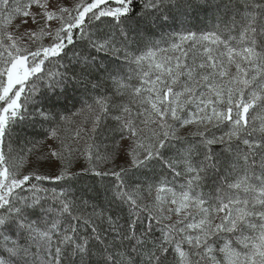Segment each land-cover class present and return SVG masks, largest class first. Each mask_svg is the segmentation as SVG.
<instances>
[{
  "label": "snow or ice",
  "instance_id": "snow-or-ice-1",
  "mask_svg": "<svg viewBox=\"0 0 264 264\" xmlns=\"http://www.w3.org/2000/svg\"><path fill=\"white\" fill-rule=\"evenodd\" d=\"M250 110L264 0H0V264H264Z\"/></svg>",
  "mask_w": 264,
  "mask_h": 264
},
{
  "label": "trees",
  "instance_id": "trees-1",
  "mask_svg": "<svg viewBox=\"0 0 264 264\" xmlns=\"http://www.w3.org/2000/svg\"><path fill=\"white\" fill-rule=\"evenodd\" d=\"M17 131L20 132L21 137L28 136L31 139L35 136V134L31 128L26 129L24 131H21L18 129ZM36 138H40V137H36ZM49 143H51V141H49ZM20 146L21 145L19 144V142L15 145L17 151L19 150ZM5 151H7V144H5ZM23 172L25 174L27 173L26 171H23ZM43 183L46 187H55V186H57V184H62L63 182L44 181ZM93 184H94V181L92 179H90L88 176H85L77 185V188L82 190V191L77 192V195H83L84 199H87L90 202V204L97 205L98 209H103L105 211H112L114 214L115 209H109V206L107 205V203H106V201L102 195H97L95 192L89 190ZM86 211L91 212L92 211L91 207ZM90 231H91L90 228L85 229V228L81 227V232L90 233Z\"/></svg>",
  "mask_w": 264,
  "mask_h": 264
},
{
  "label": "rangeland",
  "instance_id": "rangeland-1",
  "mask_svg": "<svg viewBox=\"0 0 264 264\" xmlns=\"http://www.w3.org/2000/svg\"><path fill=\"white\" fill-rule=\"evenodd\" d=\"M64 2L65 3H67V4H69V5H71V4H74V3H76L77 2V0H64ZM205 24H208V22L207 21H205ZM205 25L204 24H199L198 26H197V28L196 29H194V30H198L199 28H202V27H204ZM177 29L176 28H169V29H167V31H169V32H171V31H176ZM165 39H167V37H164ZM153 39H155V40H160L161 39V34L158 32L154 37H153ZM45 43H47V41H45ZM163 46H165V45H163V44H161V47H163ZM249 115L250 116H252V115H264V113H261L259 110H257V111H255V112H253L252 110H250V113H249ZM257 122V124H259V120H257L256 121ZM188 129L189 130H195V126H188ZM212 131H214L217 135H220L221 134V132L222 131H226V129H222V130H220V131H218V130H216V129H212ZM185 132V129H181V133L183 134ZM32 159H35V157L33 156V157H31ZM80 163H83V161H80ZM30 169L26 166L22 171H26V172H28ZM55 171V169L54 168H49L47 165H44L43 167H41L40 168V172L41 173H46V172H54ZM152 172H148L146 175H142V176H140L139 178L142 180V181H149V182H153L152 181ZM164 175V173L163 172H161L160 171V169H157L156 170V177H157V179L158 178H160V177H162ZM169 179H172V177L171 176H169L168 177ZM205 191H207V189H205ZM90 208V207H89ZM88 208V209H89ZM88 209H86V210H88Z\"/></svg>",
  "mask_w": 264,
  "mask_h": 264
}]
</instances>
